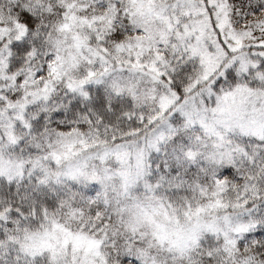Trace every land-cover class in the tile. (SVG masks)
<instances>
[{"label": "snow or ice", "instance_id": "obj_1", "mask_svg": "<svg viewBox=\"0 0 264 264\" xmlns=\"http://www.w3.org/2000/svg\"><path fill=\"white\" fill-rule=\"evenodd\" d=\"M0 264H264V0H0Z\"/></svg>", "mask_w": 264, "mask_h": 264}]
</instances>
